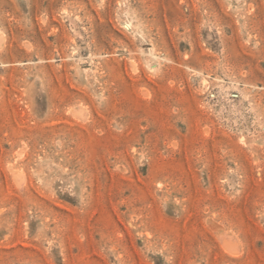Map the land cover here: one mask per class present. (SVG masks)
Masks as SVG:
<instances>
[{
    "label": "rangeland",
    "instance_id": "374dc122",
    "mask_svg": "<svg viewBox=\"0 0 264 264\" xmlns=\"http://www.w3.org/2000/svg\"><path fill=\"white\" fill-rule=\"evenodd\" d=\"M0 264H264V0H0Z\"/></svg>",
    "mask_w": 264,
    "mask_h": 264
}]
</instances>
